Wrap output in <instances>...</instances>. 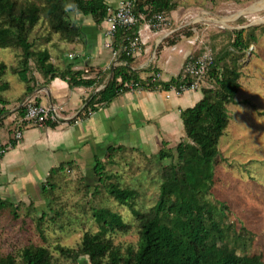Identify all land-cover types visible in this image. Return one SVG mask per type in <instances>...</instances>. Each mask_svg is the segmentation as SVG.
Segmentation results:
<instances>
[{
	"label": "trees",
	"instance_id": "1",
	"mask_svg": "<svg viewBox=\"0 0 264 264\" xmlns=\"http://www.w3.org/2000/svg\"><path fill=\"white\" fill-rule=\"evenodd\" d=\"M179 5L178 0H134L133 11L136 16L143 15V19L130 27L115 30L112 48L121 63L112 68L105 86L87 100L83 107L84 114L98 110L99 106L129 91L127 85L130 83L137 84L136 89L144 90H170L180 83L182 68L177 76L168 81L152 80L151 76L158 69L150 67L145 70L149 75L139 77V72L129 66L134 58L128 52L129 43L138 37V29L145 21H151L156 14H163L168 24L171 11ZM108 8L106 0H0V47L19 52L15 66L0 62V112L8 103L3 95L9 86L3 79L7 72L15 74L23 83L24 95L30 93L35 85L32 68L44 81L59 78L65 80L69 87L98 84V78H83V71L72 69L71 62L62 66L53 64L49 50L35 48L29 37L34 28L44 21L49 32L60 41L73 42L82 37L83 26L71 17L72 14L89 16L94 24L99 25L105 20ZM151 28L155 30L153 26ZM257 30L264 34V25L232 31L234 37L231 43L221 51L215 52L210 45L206 46L213 58L206 75L212 86L202 87L201 98L193 106L179 112L184 136L175 144L176 160L161 166V182L156 201L151 207L145 211L136 210L134 206L139 191L122 186L117 174L106 168L107 164L114 163L115 155L125 148L111 146L102 157L94 159L96 184L92 194L98 195L102 189L119 205L131 210L133 222L125 221L120 213L107 207H91L97 230H84L74 247L54 244L53 250L59 257L71 264H77L80 257H86L88 264H264L260 254L246 253L252 239L245 227L233 229V245L228 243L226 238L234 225L233 221H225L229 206L224 201L209 197L215 184L214 161L219 155V140L229 124L227 105L235 103L234 98L240 87L239 58L243 51L255 44ZM191 33L187 32V36ZM176 38L168 39L167 44H174ZM200 54L192 53V56ZM57 123L58 120L48 121L47 125L53 127ZM171 150L167 142H163V147L155 155L159 161L171 159L174 156ZM65 166L60 164L51 168L41 187L48 200V211L30 218L43 244H28L17 252L0 254V264H62L55 261L56 255L44 245V227L48 226L44 223L47 218L50 224L57 223L60 213L55 211L53 203L58 177L72 170ZM82 181L87 192H91L90 184L84 179ZM18 209L19 204L14 205L0 198V213L8 210L12 219L17 220L20 218ZM35 212L32 204L27 205L23 222L30 213ZM133 227L137 234L135 245L114 243V235L125 234ZM57 228L61 230L62 226Z\"/></svg>",
	"mask_w": 264,
	"mask_h": 264
},
{
	"label": "rangeland",
	"instance_id": "2",
	"mask_svg": "<svg viewBox=\"0 0 264 264\" xmlns=\"http://www.w3.org/2000/svg\"><path fill=\"white\" fill-rule=\"evenodd\" d=\"M260 1L262 0H178L180 5L177 9H180V14L176 25H180V28L173 32L171 29L173 25L169 20L163 30L157 31H161L160 35L165 33V40L183 35L186 43L198 50L200 47L208 49L206 46L210 45L213 51H221L231 43L234 37L232 31L240 27L264 25V6L256 12L240 13L254 4H259ZM106 2L110 8H115L122 0ZM71 17L78 22L83 18L73 14ZM224 19L230 20L223 23ZM105 23L103 27L107 30L108 25ZM258 30L256 31L257 37L260 36L258 43L251 44L239 58L240 87L234 98L235 103L227 105L229 124L219 140V155L214 161L215 184L209 197L224 201L229 206L226 212L228 218L225 221H233L234 225L226 238L228 243L233 245V229L238 230L243 226L252 239L246 253L260 254L264 259V34L261 35ZM187 32L192 33L187 36ZM29 39L35 48L39 49H56L60 42L56 35L49 32L44 21L34 28ZM18 57L17 50L0 47V62L15 66ZM68 61L63 57L59 65L67 64ZM32 70L35 71L33 68ZM9 76L12 88L16 92L23 83L11 72H7L3 79L6 80ZM167 77L168 75L164 74V78ZM191 93L199 97L201 89L189 90L185 94ZM182 106L188 105L185 103ZM175 142L172 140L171 145L167 146L172 149L174 155L171 159L159 161L156 153L150 154L146 149H142L144 154L143 151L124 149L115 155L113 164L106 165L108 171L117 174L122 186L139 191L134 206L136 210L145 211L156 201L158 185L161 182V166L176 160ZM83 179H87L91 192H87L86 187H83ZM57 182L53 207L60 216L58 215L55 225L46 219L44 224L48 226L44 227V245L56 255L55 261L58 263L71 264L70 261L58 256L53 250L54 244L74 247L80 241L84 230L91 232L97 230V225L92 219L91 207H107L120 213L125 221L133 222L131 210L119 205L102 189L98 195L92 194L93 186L96 184L93 174L84 178L83 173H74L70 170L68 173H62ZM47 204L48 200L42 210L48 211ZM24 212L25 207L19 204L20 218L17 220L12 219L8 210L0 213V254L17 252L28 244H43L33 225L34 221L28 218L23 222ZM59 225L65 229L61 231L57 228ZM114 243L121 246L135 245L137 234L134 227L125 234L114 235Z\"/></svg>",
	"mask_w": 264,
	"mask_h": 264
},
{
	"label": "crops",
	"instance_id": "3",
	"mask_svg": "<svg viewBox=\"0 0 264 264\" xmlns=\"http://www.w3.org/2000/svg\"><path fill=\"white\" fill-rule=\"evenodd\" d=\"M179 14L180 9L170 13L173 32L180 28L176 25ZM80 23L83 26L82 37L73 42L60 41L56 49L48 48L50 61L59 65L65 57L68 63H72V69L83 71V78H98V84L69 87L63 79L44 81L33 71L34 88L24 95L22 84L15 92L10 76L5 80L9 86L3 92L8 103L0 112V143L4 148L0 161V198L24 207L32 204L36 212L30 213L27 219L40 216L44 211L42 209L47 200L41 187L51 168L66 164L65 168L83 173L86 178L93 174L94 159L102 157L111 146L140 152L146 149L155 154L163 147V142L169 146L172 140L176 144L183 138L179 112L193 106L201 98L194 93L185 94L187 91L176 94L171 90L134 89L119 94L110 103L99 106L98 110L84 114L87 100L97 89L103 88L111 68L121 62L110 49L104 47L105 22L96 25L88 16H83ZM160 32L145 25L138 29L139 47L129 66L138 71L141 78L149 75L145 70L150 67L158 69L161 79L168 81L180 73L189 52L200 53L203 50L188 45L183 35L177 36L176 42L168 45L165 33L160 35ZM164 74L168 77L164 78ZM27 98L37 104L54 107L58 111V123L53 127H38L23 122L20 125L23 138L15 140L13 131ZM185 103L187 107L182 106ZM85 181L88 183L87 179ZM64 229L62 227L61 231ZM81 258H84V263ZM85 258L77 259V264H88Z\"/></svg>",
	"mask_w": 264,
	"mask_h": 264
},
{
	"label": "built area",
	"instance_id": "4",
	"mask_svg": "<svg viewBox=\"0 0 264 264\" xmlns=\"http://www.w3.org/2000/svg\"><path fill=\"white\" fill-rule=\"evenodd\" d=\"M134 0H122L119 6L115 8H108V14L105 18V22L108 25V29L105 31L106 41L104 47L110 49L112 55L115 57L117 52L112 48V41L115 30L120 27H130L134 25L139 19H143V15L136 16L133 11ZM167 18L163 14H156L152 18V22H144L143 24L148 28L155 30H163L167 26ZM139 37L131 40L129 43L128 52L132 55L135 54L139 46ZM186 63L182 66L181 81L178 85L172 86L171 91L176 94H182L185 91L197 90L202 87H211L212 83L207 79L208 67L212 64L213 58L209 48L203 49L200 55L193 57L192 53H188L185 57ZM161 73L158 71L153 74L152 80L161 79ZM137 84H128V90L136 89ZM23 114L17 120V127L13 131V138L15 140H21L23 138V132L20 125L25 122L33 124L34 126L47 125L48 121L58 120V111L54 107L44 106L37 104L34 100L27 98L23 104ZM88 112L86 114H90ZM4 148L0 143V161L3 155Z\"/></svg>",
	"mask_w": 264,
	"mask_h": 264
},
{
	"label": "bare ground",
	"instance_id": "5",
	"mask_svg": "<svg viewBox=\"0 0 264 264\" xmlns=\"http://www.w3.org/2000/svg\"><path fill=\"white\" fill-rule=\"evenodd\" d=\"M263 6H264V0L260 1L259 4L257 3L256 5L255 4L252 5L251 7H249L248 9H246L240 13L251 12V11L256 12V11L260 10L261 8H263ZM233 19H234V17L231 18V20H233ZM227 20H230V19H224V20H222V22L225 23Z\"/></svg>",
	"mask_w": 264,
	"mask_h": 264
},
{
	"label": "water",
	"instance_id": "6",
	"mask_svg": "<svg viewBox=\"0 0 264 264\" xmlns=\"http://www.w3.org/2000/svg\"><path fill=\"white\" fill-rule=\"evenodd\" d=\"M248 26H249V25H248ZM240 28H243V27H240ZM112 68H113V67H112ZM112 68H111V71H112ZM111 71H110V72H111ZM110 76H111V73H110ZM110 76H109V77H107L108 79H107L106 83L109 81V79H110ZM104 86H105V85H104ZM104 86H103V87H104ZM100 89H102V88H99V89H97V91H99Z\"/></svg>",
	"mask_w": 264,
	"mask_h": 264
}]
</instances>
